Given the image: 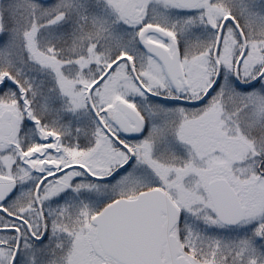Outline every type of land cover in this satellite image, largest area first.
<instances>
[{
  "label": "snow or ice",
  "instance_id": "6c2138e0",
  "mask_svg": "<svg viewBox=\"0 0 264 264\" xmlns=\"http://www.w3.org/2000/svg\"><path fill=\"white\" fill-rule=\"evenodd\" d=\"M0 264H264V0H0Z\"/></svg>",
  "mask_w": 264,
  "mask_h": 264
}]
</instances>
